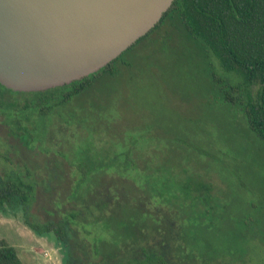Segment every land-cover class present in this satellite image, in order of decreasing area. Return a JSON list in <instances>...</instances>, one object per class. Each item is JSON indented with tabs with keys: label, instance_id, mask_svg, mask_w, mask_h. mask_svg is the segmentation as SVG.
I'll return each instance as SVG.
<instances>
[{
	"label": "rangeland",
	"instance_id": "rangeland-1",
	"mask_svg": "<svg viewBox=\"0 0 264 264\" xmlns=\"http://www.w3.org/2000/svg\"><path fill=\"white\" fill-rule=\"evenodd\" d=\"M112 68L47 115L8 109L14 110L8 117L21 121L19 129L0 115V154L8 159L0 158V175L26 165L46 184L32 204L34 219L63 213L68 205L54 208L73 201L75 186L83 201L101 191V178L134 196L147 177L167 199L176 195L166 214L172 220L149 226L160 242L154 249L170 247L166 264H264V144L241 112L218 98L211 74L230 83L239 77L223 71L176 17L122 53ZM84 166L96 169L79 183ZM199 182L210 188L199 190ZM187 184L193 186L182 187ZM119 230L114 221L87 240L102 239L100 249L110 253L105 242L118 243ZM0 240L22 264H62L55 240L36 236L20 216L0 215Z\"/></svg>",
	"mask_w": 264,
	"mask_h": 264
},
{
	"label": "trees",
	"instance_id": "trees-1",
	"mask_svg": "<svg viewBox=\"0 0 264 264\" xmlns=\"http://www.w3.org/2000/svg\"><path fill=\"white\" fill-rule=\"evenodd\" d=\"M174 17L180 21L186 33L200 43L205 53L217 61L223 71L239 77L238 82L230 83L211 74L218 98L236 107L244 116L249 129L264 144V0H174L158 24L130 48ZM117 60L70 84L40 92H23L30 93L32 97L21 102L6 98L5 95L12 90L0 84V115L19 129L21 121L15 118V114L8 117V111H14L8 109L19 111L17 108H21V111L32 110L37 115H47L84 92L103 74L112 73L113 64ZM253 86L256 87L254 94ZM15 135L19 137L23 133L16 131ZM0 158L8 160L1 154ZM84 168L81 172L85 176L80 177L79 183L89 180L91 171L96 169L94 166L91 170ZM45 179L48 182L52 180ZM100 180L101 191L88 192L87 199L83 201L75 186L73 201L63 202L59 208H54L58 212L63 205H68L63 213H57L55 219L37 222L30 210L37 200L40 185L45 184V181H39L33 170L23 165L15 171L0 175V215L11 218L20 216L36 236L53 238L63 255L62 264H166L165 251L170 247L161 246L165 250L162 252L154 249L156 245L160 246V242H156L159 238L153 240L150 237L149 226L150 221L157 224L172 220H167L168 214L172 212L168 211V207L176 195L167 199L160 184L149 186L147 177L143 179L141 189L135 188L134 196L123 191V188L118 190L112 184H106L103 178ZM191 185L182 187L188 188ZM161 186L164 187V184ZM196 187L199 190L210 188L202 182L197 183ZM110 188H114L113 193ZM195 193L200 194L197 190ZM58 196L57 200H60ZM116 210L122 211L121 217L116 216ZM126 211L129 216L124 219ZM47 215L52 216L53 212ZM114 221L120 224L121 238L118 243L105 242L112 247L110 253L100 249L104 244L102 239L92 244L88 242L87 237L94 234L95 228L103 232ZM163 231L166 232L165 228ZM0 264H22L16 250L3 240H0Z\"/></svg>",
	"mask_w": 264,
	"mask_h": 264
},
{
	"label": "water",
	"instance_id": "water-1",
	"mask_svg": "<svg viewBox=\"0 0 264 264\" xmlns=\"http://www.w3.org/2000/svg\"><path fill=\"white\" fill-rule=\"evenodd\" d=\"M174 0H0V84L40 92L93 74L161 20Z\"/></svg>",
	"mask_w": 264,
	"mask_h": 264
}]
</instances>
